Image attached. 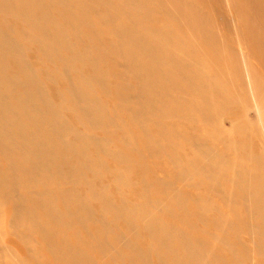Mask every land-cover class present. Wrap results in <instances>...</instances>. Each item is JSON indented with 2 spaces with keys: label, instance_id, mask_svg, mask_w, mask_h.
Here are the masks:
<instances>
[{
  "label": "bare ground",
  "instance_id": "6f19581e",
  "mask_svg": "<svg viewBox=\"0 0 264 264\" xmlns=\"http://www.w3.org/2000/svg\"><path fill=\"white\" fill-rule=\"evenodd\" d=\"M242 106L264 0H0V264H264V130L205 131Z\"/></svg>",
  "mask_w": 264,
  "mask_h": 264
},
{
  "label": "rangeland",
  "instance_id": "374dc122",
  "mask_svg": "<svg viewBox=\"0 0 264 264\" xmlns=\"http://www.w3.org/2000/svg\"><path fill=\"white\" fill-rule=\"evenodd\" d=\"M213 8H215V5H214V7ZM217 12H215L214 14H213V16H211V18H212V20H216L217 22H218V24L219 25H221V26H223L224 24L226 25V23H227V21H224V19H226V17H225V13L226 14H228V12H229V10L227 9V7L225 6V5H223V11L224 12H220V10H216ZM217 13V14H216ZM213 17H214V19H213ZM217 18H219V20L217 19ZM223 18V19H222ZM223 20V21H222ZM224 23V24H223ZM227 30L224 28V26H223V28H224V30H223V32H222V34H225L226 33V31H228L229 30V32L230 33H232V31H233V28L231 27V25H230V23H227ZM233 40H236L237 41V39H236V37H233ZM235 41V44L233 43V48L235 49V50H237L238 49V46L236 45V42ZM232 42V41H231ZM39 78H41L40 76H39ZM240 110H242L243 112H241ZM250 110H252V109H248V108H245V107H241V109L239 108V109H237L235 112L234 111H231V110H228L227 112H225L224 114H221V118H220V121L218 122V123H216L217 125H218V127H217V125H214V128L217 130H215L214 128H212L211 126H208L207 128H205L206 130V133H212V134H221V135H223V136H225V134H226V137L225 138H228V140L229 141H231V142H236V141H242V140H245V137H246V140H249L250 142H251V144H253V145H255V144H257V139L256 138H254V136L256 135V134H258V133H260V132H262V130H264V115L262 114V111L260 110L259 112H256V111H250ZM246 112V113H245ZM250 112V113H249ZM256 112V113H255ZM244 114V115H243ZM257 116V117H256ZM259 117V118H258ZM244 119L243 121H242V119ZM259 119V120H258ZM231 121V122H230ZM235 121H236V123H235ZM238 121V122H237ZM245 122V123H244ZM263 122V123H262ZM233 125H232V124ZM235 123V124H234ZM240 123V124H239ZM241 123H243L242 124V126H241ZM261 123V124H260ZM236 124L238 125V126H240V127H238V128H240L239 129V132L241 133L242 132V134H240L238 131H237V129L235 130V128H237V126H236ZM234 126V127H233ZM255 126V127H254ZM261 128H260V127ZM259 129H258V128ZM252 128V129H251ZM256 128V129H255ZM243 129V130H242ZM261 129V130H260ZM252 130V131H251ZM259 130H260V132H259ZM220 133H219V132ZM255 131V132H254ZM257 131V132H256ZM243 132H244V134H243ZM200 135H202L201 134V132H198ZM225 133V134H224ZM250 133H252V135L250 134ZM211 134V135H212ZM230 134H231V138H230ZM238 134V135H237ZM248 134H249V136H248ZM190 135L191 136H194L192 133H190ZM229 137H228V136ZM242 135V136H241ZM254 135V136H253ZM195 137V136H194ZM217 137H219V136H217ZM233 137V138H232ZM242 137V138H241ZM250 138V139H249ZM245 140V141H246ZM252 141H254V143L252 142ZM179 155H180V157L182 158L183 156H184V154L183 153H181V152H179Z\"/></svg>",
  "mask_w": 264,
  "mask_h": 264
}]
</instances>
